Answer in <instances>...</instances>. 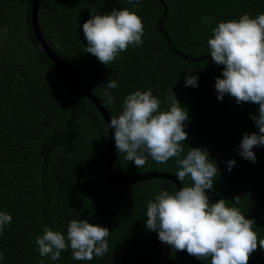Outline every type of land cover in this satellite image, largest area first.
I'll use <instances>...</instances> for the list:
<instances>
[{"label":"trees","instance_id":"obj_1","mask_svg":"<svg viewBox=\"0 0 264 264\" xmlns=\"http://www.w3.org/2000/svg\"><path fill=\"white\" fill-rule=\"evenodd\" d=\"M29 7L30 0H0V211L12 216L0 235L4 253L0 264H211L210 259L182 257L145 226L147 202L160 191L173 194L171 180L107 183L104 121L39 48L30 28ZM114 8H126L142 19L143 45H130L106 66L84 51L82 25L92 13L108 14ZM261 13L264 0H139L138 4L39 0L37 7L45 43L100 102L109 119L122 113L125 97L137 90H151L161 101V111L168 110L172 89L189 117L182 155L189 147L208 151L218 168L213 188L206 190L209 202L223 198L227 206L254 219L258 240L264 239V146L252 149L255 163L238 151L244 133H258L251 116L258 114L259 106L237 104L229 95L222 101L217 98L215 78H222L223 66L212 62L207 41L219 22ZM205 17L212 22L203 23ZM186 75L198 77V86L186 87ZM109 80L118 85L108 90L112 104L104 95ZM125 155L117 151L114 140L110 165L114 179L146 172H164L177 179L176 158L157 163L145 153L147 163L138 168ZM232 159L235 165L229 171ZM179 184L191 186L188 178ZM72 219L109 229L103 257L73 260L70 247L55 261L40 256L35 241L43 235V226L60 231L67 240ZM248 264H264V250L258 246Z\"/></svg>","mask_w":264,"mask_h":264},{"label":"clouds","instance_id":"obj_2","mask_svg":"<svg viewBox=\"0 0 264 264\" xmlns=\"http://www.w3.org/2000/svg\"><path fill=\"white\" fill-rule=\"evenodd\" d=\"M202 22L211 23V17ZM82 30L87 41L84 51L106 66L130 45H143L142 19L126 8H114L103 15L92 13ZM207 45L212 62L223 66L222 78H215L217 98L222 101L229 95L237 104L250 102L259 106L258 114L251 116L258 133H244L238 151L243 159L255 163L252 149L264 146V13L255 18L244 14L239 20L219 22ZM185 86H198V77L186 75ZM117 87L115 80H109L104 92L107 103H114L108 90ZM168 98L169 109L161 111V101L151 90H137L125 97L122 113L107 123V131L115 130L117 151L125 153L127 161L142 168L147 163L145 153L157 163L176 158L177 179L182 184L186 178L191 182V186H183L173 194L160 191L154 200L148 201L145 226L157 232L159 241L176 251L186 250L197 259H210L211 264H248L258 246L264 250V239L258 240L253 230L254 219H247L239 208L227 206L228 201L223 198L209 202L206 190L213 188L217 165L209 159L206 149L189 147L187 154L182 155L188 139L184 130L188 112L172 89ZM234 165L235 160H229L228 170ZM235 200L238 204L240 197ZM11 223L12 216L0 211V235ZM109 234L107 227L90 224L86 219H72L67 225V240L60 231L45 224L43 235H38L35 242L40 256H50L53 261L69 247L73 260L90 261L108 251ZM3 258L4 253L0 252V260Z\"/></svg>","mask_w":264,"mask_h":264},{"label":"water","instance_id":"obj_3","mask_svg":"<svg viewBox=\"0 0 264 264\" xmlns=\"http://www.w3.org/2000/svg\"><path fill=\"white\" fill-rule=\"evenodd\" d=\"M39 0H30L29 7V22L32 34L37 41L39 48L43 54L48 58V60L56 67L64 77H66L75 87L82 91L87 99L96 107L97 111L100 113L104 124L107 135V146H106V162L104 165V178L107 183L113 186H124L130 182L145 178H166L171 180L175 185V191L181 188L179 181L172 175L164 172H146L142 174H137L135 176L129 177L127 179H114L110 174V165L112 161V155L114 150V135L113 129L107 131V123L110 122L109 116L103 106L100 104L96 98L90 94V92L85 88V86L79 81V79L71 72V70L66 67V65L58 58V56L50 49V47L45 43L37 24V7ZM163 16V14H162ZM177 254L185 258H193L187 253V251H176Z\"/></svg>","mask_w":264,"mask_h":264}]
</instances>
